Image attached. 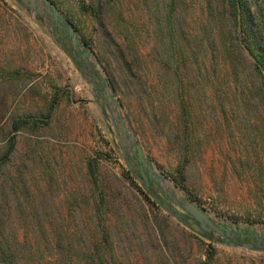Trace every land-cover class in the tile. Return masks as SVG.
Here are the masks:
<instances>
[{
    "label": "rangeland",
    "instance_id": "obj_1",
    "mask_svg": "<svg viewBox=\"0 0 264 264\" xmlns=\"http://www.w3.org/2000/svg\"><path fill=\"white\" fill-rule=\"evenodd\" d=\"M50 1L85 44L76 54L43 7L0 0L1 234L36 243L44 231L50 244L61 234L64 248L81 262L92 250L95 264H264V244L241 245L257 243L254 233L264 240L263 85L225 7ZM83 5L100 8V19ZM80 52L118 81L113 93L106 87L115 125L106 95L74 61ZM138 151L164 178L154 185L161 203L177 208L168 192L189 199L235 244L155 204L128 172ZM95 157L96 182L87 168Z\"/></svg>",
    "mask_w": 264,
    "mask_h": 264
},
{
    "label": "trees",
    "instance_id": "obj_2",
    "mask_svg": "<svg viewBox=\"0 0 264 264\" xmlns=\"http://www.w3.org/2000/svg\"><path fill=\"white\" fill-rule=\"evenodd\" d=\"M206 1L208 9L211 11L213 0ZM217 1L225 7L224 9L228 11L229 17L234 21L235 27L237 28V47L247 58H249L254 72L261 79L264 92V0ZM82 8L84 11L90 13L94 18H96V20L100 19V8H93L92 5H83ZM54 28L56 27L54 26ZM60 35L61 43L65 46V49L73 52L70 36L66 35V33ZM64 39L69 42L70 47L66 46ZM74 54H76V52ZM76 56L77 55L73 56V58L79 70L94 85L96 91H98L101 95H105L104 89L106 87H110L112 93L113 91H116L118 81L112 74H109L108 72L107 78H101L94 64L85 62L81 59V57H78L79 60H77ZM21 123V121H14L12 129L18 130L22 126ZM136 158H139L138 154H136ZM96 160L97 158L95 157L90 159L87 163L89 174L94 182L97 181ZM140 164L141 163L139 161L136 162L135 170L129 169L128 172L134 175V177H138V179L144 183L145 187L149 190V194L154 196V203L158 204L160 198H158L154 192V185H157L158 182L145 171L148 182V185H146V182L141 175ZM147 166L148 165L146 164L145 168ZM180 170L181 168H178V172ZM159 204L163 205L165 209L174 215L178 221L183 224L188 222V218H190V216L187 214L175 213L171 211L170 208L165 206L163 202L161 203V201ZM53 237L55 238V241L51 244L47 243L46 232L42 231L36 241L38 244H36L29 239L20 241L18 239V235L13 237V240L11 241L0 232V264H95L92 260V250L88 253H84L83 263L81 262V257L79 258V253L75 248H64L62 240H66V238L61 236V234ZM40 242L43 243V245H41ZM81 255L83 254H80V256Z\"/></svg>",
    "mask_w": 264,
    "mask_h": 264
},
{
    "label": "water",
    "instance_id": "obj_3",
    "mask_svg": "<svg viewBox=\"0 0 264 264\" xmlns=\"http://www.w3.org/2000/svg\"><path fill=\"white\" fill-rule=\"evenodd\" d=\"M18 1L21 4H23L24 6L30 8L32 10H35L37 12H40L38 7H40V6L43 7L44 10L46 11V14L52 19L50 26L52 27L53 24H55L58 28H60L62 30H66L68 32V35L70 36L72 48H73V53H75L79 49L85 48L84 43L81 42L79 44L76 33H75L72 25H70L68 23H64L65 25L62 24V19L59 15L58 11L56 10V8L54 7V5L51 3L50 0H18ZM78 44L80 45V48H79ZM80 57L85 62H88L84 52H80ZM104 93H105L107 100L109 102V105H110V111H111V113H109L110 119L113 122V124L115 125V117H114L113 113L116 110V103L114 102V100L112 98L111 92L107 88L104 89ZM123 130H124V128H123ZM124 134H125V138H127L125 132H124ZM137 154L139 157V162L141 163L140 164L141 175H142V178L144 179V181L146 182V185H148V182H147V177H146L145 171L147 172V174H150L154 178V180H156L159 184H161V183L165 184L163 176L161 174L156 173L155 170L152 168H149V167L145 168L140 152L138 151ZM168 196L173 200V202L177 206V208H175V207L169 206L167 204H164L165 206L170 208L171 211H173L175 213L187 214L188 216H190V218H192L197 223L198 228L201 231L208 233V234L212 233V234L224 236L225 240L228 241L231 245L235 244L236 241L233 242L231 240V238H236V235L234 234V232L222 224L215 223L208 216V214L205 211H203L201 208H199L197 205H195L192 201H190L187 198H180L176 194L174 195V194H171L169 192H168ZM246 236L247 235H245L243 233H240L238 235V237L241 239L245 238ZM249 237L261 240L263 236H260L256 233H254V234H250ZM241 245L244 246L245 248L260 247V244L253 243V242H241Z\"/></svg>",
    "mask_w": 264,
    "mask_h": 264
},
{
    "label": "flooded vegetation",
    "instance_id": "obj_4",
    "mask_svg": "<svg viewBox=\"0 0 264 264\" xmlns=\"http://www.w3.org/2000/svg\"><path fill=\"white\" fill-rule=\"evenodd\" d=\"M45 14H46V11H45ZM47 15V14H46ZM52 20V19H51ZM56 27L55 29L57 30V32L58 33H56V35H60V34H65L66 33V35H68V32L66 31V30H62V29H60V28H58L56 25H53V27ZM69 36V35H68ZM137 160L139 161V158H137ZM137 161V162H138ZM231 240H234V241H236V238H231ZM255 241L257 242V243H262V244H264V240H261V242H259L260 240H258V239H255Z\"/></svg>",
    "mask_w": 264,
    "mask_h": 264
}]
</instances>
